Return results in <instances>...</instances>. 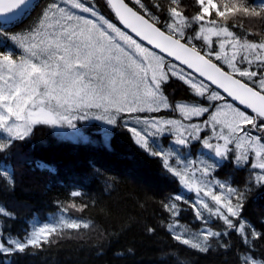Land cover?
I'll use <instances>...</instances> for the list:
<instances>
[{"label":"snow or ice","instance_id":"snow-or-ice-1","mask_svg":"<svg viewBox=\"0 0 264 264\" xmlns=\"http://www.w3.org/2000/svg\"><path fill=\"white\" fill-rule=\"evenodd\" d=\"M37 6L0 0V17L15 21ZM105 6L111 16L98 11L95 0H45L26 29L9 36L0 24V154L26 141L36 126L72 129L86 140L77 122L98 121L107 126L100 130L105 144L119 128L178 180L182 191L162 202L173 240L207 253L212 241L228 249L220 241L232 232L245 245L264 239L243 216L253 186L264 191V38H249L264 36V0H105ZM172 78L190 88L192 102L170 101L165 85ZM197 144L207 151L190 159ZM0 161V177L14 187L7 159L0 155ZM225 162L259 171L244 188L234 187L216 178ZM181 204L192 209L199 230L180 224ZM87 207L74 200L61 205L59 216L34 220L23 235L0 229V256L26 254L65 230L90 228L67 216ZM14 218L0 205V219ZM212 220L222 221L224 230H215ZM241 264L264 259L248 253Z\"/></svg>","mask_w":264,"mask_h":264},{"label":"trees","instance_id":"trees-1","mask_svg":"<svg viewBox=\"0 0 264 264\" xmlns=\"http://www.w3.org/2000/svg\"><path fill=\"white\" fill-rule=\"evenodd\" d=\"M154 2L145 0L148 4ZM35 3L38 6L30 15L4 26L6 35L33 23L45 0ZM184 3L190 5L191 0ZM95 4L99 11L111 16L105 0H95ZM248 27L253 26L246 25L245 30ZM249 38L259 40L264 36ZM165 94L171 102L193 100L190 88L175 78L165 85ZM77 127L86 140L36 126L26 141L17 142L9 152L0 154L7 159L15 181L13 187L6 177H0V205L15 213L14 219H0V229L13 236L23 235L25 230L30 231L32 217L47 218L73 200L88 207L83 212L70 209L68 214L84 219L91 227L65 230L63 235L54 237V243L44 244L41 249L29 248L26 254L0 256L4 264H241L246 253L264 259V239L245 245L235 232L220 241L229 244L228 249L212 241L207 253L173 240L168 231L172 217L162 202L182 189L163 168L162 161L140 149L119 128L113 130L109 144H105L100 130L106 126L101 122H77ZM252 172L249 166L236 168L225 162L215 175L234 187L244 188ZM74 190L82 195L71 197ZM253 191L243 216L257 232L264 233V191H257L255 186ZM183 194L192 199L185 190ZM180 207V222L194 229L202 226L188 205ZM210 223L215 230H224L222 221ZM148 228L155 231L149 233Z\"/></svg>","mask_w":264,"mask_h":264},{"label":"rangeland","instance_id":"rangeland-1","mask_svg":"<svg viewBox=\"0 0 264 264\" xmlns=\"http://www.w3.org/2000/svg\"><path fill=\"white\" fill-rule=\"evenodd\" d=\"M97 10H98V8H97ZM99 11V10H98ZM105 15V14H104ZM17 32H19V31H17ZM16 33V32H15ZM13 34V33H12ZM11 35V34H10ZM176 102H181V103H183V102H189V101H187V100H179V101H176ZM171 115H174L173 113H170V115H166V116H171ZM106 126V125H105ZM107 127V126H106ZM59 132H61V133H65V134H67V135H69V136H72L73 138H77V136L76 135H74V130H72V129H67V128H64V129H57ZM81 135V134H80ZM163 144H164V146L165 147H173V145H171L170 143H168L167 141H161ZM191 151V155H190V159H193V160H195L202 152H206L207 150L206 149H202L201 147H200V145L199 144H197L196 145V147L195 148H193V149H191L190 150ZM250 167V166H249ZM252 171H259V169H256V170H252ZM216 178L217 179H219V180H221V181H227V180H225L223 177H220V176H217L216 175ZM186 191V190H185ZM186 193H190V192H187L186 191ZM191 194V197H192V199L191 200H194L195 199V193H190ZM61 213H60V210L59 211H57V212H55V213H52V214H49L48 216H47V218H39L38 216H34V217H32L31 218V220H30V225L32 226V223H33V221L34 220H36V221H38L39 223H45V222H48L49 220H51L52 218H53V216H59ZM67 216H69L70 218H74V219H80V218H78V217H74V216H71L70 214H68L67 213ZM80 220H83V221H85L84 219H80ZM87 222V221H86ZM180 222V221H179ZM180 224L183 226V225H187V224H184V223H182V222H180ZM202 227V226H201ZM200 227V228H201ZM191 228V227H190ZM200 228H196V229H194V228H191L192 229V231H197V230H199ZM30 230H31V228H30ZM246 254H248V253H246ZM243 255H245V254H243ZM255 259L257 260V261H259V260H262L261 258H256L255 257Z\"/></svg>","mask_w":264,"mask_h":264},{"label":"water","instance_id":"water-1","mask_svg":"<svg viewBox=\"0 0 264 264\" xmlns=\"http://www.w3.org/2000/svg\"><path fill=\"white\" fill-rule=\"evenodd\" d=\"M35 0H33V2H34ZM130 3V2H129ZM5 20H6V18L5 17H0V22L1 23H5ZM11 22H13V21H10V22H7V23H11Z\"/></svg>","mask_w":264,"mask_h":264}]
</instances>
